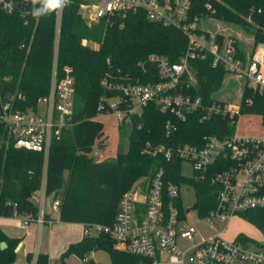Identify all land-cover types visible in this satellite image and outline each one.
Returning a JSON list of instances; mask_svg holds the SVG:
<instances>
[{
	"label": "trees",
	"instance_id": "obj_1",
	"mask_svg": "<svg viewBox=\"0 0 264 264\" xmlns=\"http://www.w3.org/2000/svg\"><path fill=\"white\" fill-rule=\"evenodd\" d=\"M85 3L71 0L61 10L58 30L56 12L33 19L20 12L0 11V114L5 103L13 111H26L35 108L37 100L48 94L56 40L57 80L63 77L65 67L71 69L73 79V124L59 140L51 142L47 160L42 153L14 147L6 125L0 122V217L21 215L37 220L39 208L31 199L44 186L45 196L59 201L60 222L109 227L122 194L136 180L150 177L159 169H163L166 180L193 187L194 208L205 216L215 206V186L184 177L177 160H166L162 154L144 155L136 148L146 143L152 147L199 145L205 135L231 133V119L213 116L199 121V115H191L184 122L174 121L176 131L167 134L166 122L173 119L149 103L139 117H131L128 124L118 126L119 136L127 138V151L119 146L115 157L97 160L90 156L94 143L103 136V126L95 120L98 105L106 90L110 96L116 94L102 81L158 82L157 69L148 57L156 54L177 61L186 50V37L173 27L149 22L140 11L87 26L78 14L80 5ZM190 15L211 16L238 25L253 36L255 44H264V0H192ZM85 41L97 43L99 48L93 49ZM237 45L238 56L243 59L245 54ZM211 62L208 56L189 63L197 85L186 92L201 96L205 102L213 100L226 76ZM251 94L245 90L243 98ZM253 99L246 112L264 116V97ZM242 217L264 236V210H250ZM19 242L0 230V264L14 262ZM95 250L107 251L110 264L139 261L138 257L117 250L104 231L84 235L79 242L70 244L59 261L63 263L68 255H75L82 264H98L92 260L84 262L85 254ZM27 258L30 260L31 256ZM34 264H48V255L38 253Z\"/></svg>",
	"mask_w": 264,
	"mask_h": 264
},
{
	"label": "built area",
	"instance_id": "obj_2",
	"mask_svg": "<svg viewBox=\"0 0 264 264\" xmlns=\"http://www.w3.org/2000/svg\"><path fill=\"white\" fill-rule=\"evenodd\" d=\"M191 6L192 0H97L93 5L81 4L78 14L91 26L114 16L140 11L149 22L173 27L184 34L186 50L177 61L156 54L148 57L157 69L158 82H107L104 79L102 85L116 94L102 97L97 116L113 114L118 126L128 124L131 117H139L143 108L153 103L173 119L166 122L167 134L176 131V122H184L191 115H199V121L213 116L231 119V133L205 135L199 145L152 147L146 143L140 150L144 155L162 154L166 160H177L184 177L215 186V206L203 217L194 204L191 208L184 206L181 186L193 187L166 180L163 169H159L122 194L111 226L86 225L83 233L97 235L104 231L117 250L138 257V264H264V236L262 241L242 235L228 240L221 232L205 237L189 223L194 215L212 228L214 221L224 223L234 217L243 218L250 210H264V137L237 136L235 129L242 115H256L246 112L254 102L253 97H264V44L253 43L251 52L244 53L241 59L238 41L230 35L217 37L203 31L199 27L202 18L190 15ZM33 7L31 0H0L1 12H20L24 17L37 19L39 16L32 15ZM60 17L61 10L56 12L57 30ZM262 31L264 33V24ZM56 56L57 40L49 92L37 100L35 108L13 111L10 104L5 103L0 114V122L6 125L14 147L42 153L45 160L51 142L59 140L62 132L73 124L71 69L65 67L63 77L57 80ZM208 56H211L212 67H220L225 72L224 81L238 86V100L234 103L214 99L205 102L201 96L186 92L197 85L189 63ZM245 90L252 94L243 98ZM258 116L264 122V116ZM103 140L102 136L94 143L90 156L103 159L99 155ZM184 166H188L190 174L184 173ZM58 203V200L53 202L55 210ZM42 206L43 199L39 202V207ZM38 221L42 223L43 218Z\"/></svg>",
	"mask_w": 264,
	"mask_h": 264
},
{
	"label": "rangeland",
	"instance_id": "obj_3",
	"mask_svg": "<svg viewBox=\"0 0 264 264\" xmlns=\"http://www.w3.org/2000/svg\"><path fill=\"white\" fill-rule=\"evenodd\" d=\"M87 3L93 5L97 3V0H85ZM199 27L214 36H233L237 41L244 53L251 52L253 48L254 38L252 35L246 33L240 26L226 23L220 20H216L211 16H205L199 23ZM85 44L93 49H98L99 45L94 42L85 41ZM238 86L229 85L227 81H224L222 87L218 92L213 95L214 100L223 101L227 104L234 103L238 100ZM103 126V142L104 147L99 151L101 157H115L119 149L124 152L128 149L127 138H121L119 136V129L117 124L116 116L113 114L96 116ZM126 127V126H125ZM129 132V128H124ZM236 134L241 137H264V122L263 119L258 115H242L236 126ZM143 146L136 148V152H139ZM101 159V158H98ZM97 159V160H98ZM184 173H189L188 166H184ZM66 177V174L64 175ZM144 181V178L136 180L132 187L140 184ZM182 202L186 207H192L195 202L194 189L189 186L182 185ZM41 191L37 192V201H40ZM39 197V198H38ZM191 223L201 236H209L217 232H221L223 237L232 240L237 235L249 237L250 239L262 241V233L254 226L250 225L241 217H234L227 219L224 223L214 221V227L210 228L204 222L199 221L194 215L189 219ZM86 260H92L98 264H110V257L105 250L90 251L85 254ZM57 264H62L61 261H56ZM63 264H82V261L75 255H68L64 260Z\"/></svg>",
	"mask_w": 264,
	"mask_h": 264
},
{
	"label": "crops",
	"instance_id": "obj_4",
	"mask_svg": "<svg viewBox=\"0 0 264 264\" xmlns=\"http://www.w3.org/2000/svg\"><path fill=\"white\" fill-rule=\"evenodd\" d=\"M40 191L39 197L40 200L43 199V206L39 207L37 192L31 200L39 208L38 219L43 216L46 218L42 223L38 219L30 220L21 215L0 217V230L9 238L20 239L12 264H34L38 253L48 255V264H57L56 261L59 260L62 252L70 244L79 242L84 236V225L60 222L58 210L53 208L55 200L52 196H45L44 186ZM27 256H31V259L29 260Z\"/></svg>",
	"mask_w": 264,
	"mask_h": 264
},
{
	"label": "clouds",
	"instance_id": "obj_5",
	"mask_svg": "<svg viewBox=\"0 0 264 264\" xmlns=\"http://www.w3.org/2000/svg\"><path fill=\"white\" fill-rule=\"evenodd\" d=\"M70 3L71 0H31V4L34 6L32 15L47 16L54 12L62 10ZM36 5H39V7H35Z\"/></svg>",
	"mask_w": 264,
	"mask_h": 264
},
{
	"label": "water",
	"instance_id": "obj_6",
	"mask_svg": "<svg viewBox=\"0 0 264 264\" xmlns=\"http://www.w3.org/2000/svg\"><path fill=\"white\" fill-rule=\"evenodd\" d=\"M15 8L18 9V4L15 5ZM107 96H108V93L105 92L104 95H103V97L106 98ZM7 100L10 101V96H7ZM62 264H63V263H62Z\"/></svg>",
	"mask_w": 264,
	"mask_h": 264
}]
</instances>
